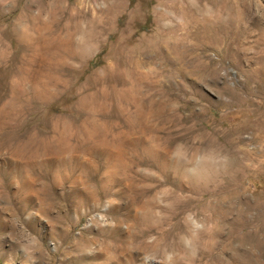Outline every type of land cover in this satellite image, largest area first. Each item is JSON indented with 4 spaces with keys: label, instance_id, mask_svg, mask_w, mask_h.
<instances>
[{
    "label": "rangeland",
    "instance_id": "374dc122",
    "mask_svg": "<svg viewBox=\"0 0 264 264\" xmlns=\"http://www.w3.org/2000/svg\"><path fill=\"white\" fill-rule=\"evenodd\" d=\"M170 252L264 264V0H0V264Z\"/></svg>",
    "mask_w": 264,
    "mask_h": 264
},
{
    "label": "clouds",
    "instance_id": "9594fccd",
    "mask_svg": "<svg viewBox=\"0 0 264 264\" xmlns=\"http://www.w3.org/2000/svg\"><path fill=\"white\" fill-rule=\"evenodd\" d=\"M173 156L175 157H183L184 152L182 149V146L177 145L176 150L173 152ZM201 159H206V157H202ZM106 213V212H105ZM184 221L189 229V235H185L181 237V240L183 242V245L186 249H188L190 252L195 254L196 248H195V241L198 239L199 234L206 229L205 224L202 222V220L196 215L194 212H187L184 217ZM89 227H99V225H93L89 224ZM209 229L211 228V225L207 226ZM173 253H168L166 256V260L168 261V264H171L173 260ZM148 254H144L142 256L144 264H147L148 260L152 259Z\"/></svg>",
    "mask_w": 264,
    "mask_h": 264
}]
</instances>
